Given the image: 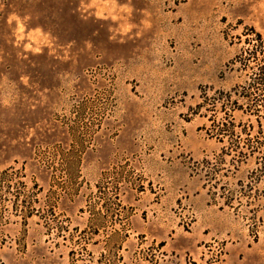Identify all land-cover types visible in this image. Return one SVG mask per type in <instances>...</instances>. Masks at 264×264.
Returning <instances> with one entry per match:
<instances>
[{
    "label": "rangeland",
    "instance_id": "obj_1",
    "mask_svg": "<svg viewBox=\"0 0 264 264\" xmlns=\"http://www.w3.org/2000/svg\"><path fill=\"white\" fill-rule=\"evenodd\" d=\"M253 30L264 0H0V171L25 183L0 264H264L259 165L215 179L229 144L198 107L246 82Z\"/></svg>",
    "mask_w": 264,
    "mask_h": 264
},
{
    "label": "trees",
    "instance_id": "obj_2",
    "mask_svg": "<svg viewBox=\"0 0 264 264\" xmlns=\"http://www.w3.org/2000/svg\"><path fill=\"white\" fill-rule=\"evenodd\" d=\"M253 32L256 34V38H247L248 48L232 62L233 64L239 63V70L246 72L248 78L246 82L242 85H235L229 91L218 90L212 95L205 92L203 102L198 106L199 108L206 107L207 111L211 113L209 133L220 142L229 144L223 147L221 157L231 156L230 164L228 167L224 166L225 160L222 158L213 167L215 179L216 175L223 170L228 173H237L240 167L252 158H255L259 165L252 171V174L259 175V180L248 183V194H242L248 197V206L264 199V190H260L257 185L264 179V38L261 33L254 30ZM236 111H242L245 115L250 116V119L247 122L237 121ZM252 117L254 120L251 119ZM11 172L14 173L13 169L0 171V202L7 200L4 197V192L11 193L12 189L19 184L25 186V183L20 181L14 184ZM239 184L243 189L245 188L242 181ZM36 186L38 188L39 184L37 183ZM221 190V192H214V195L224 199L226 206L235 208V202L239 204L238 208L243 206L242 196L238 197L231 190L227 194L226 186H222ZM116 198L119 200V196ZM17 200L20 198L17 197ZM25 201L22 200V202ZM17 204L16 201L17 212H23L25 216L33 214V210H27L24 205H21L23 208L18 210ZM0 205L2 204L0 203ZM262 209L264 210V206ZM252 211L254 217L258 218L257 213L260 209L255 208ZM261 220L264 221V217ZM119 259L121 260L122 256H119Z\"/></svg>",
    "mask_w": 264,
    "mask_h": 264
}]
</instances>
